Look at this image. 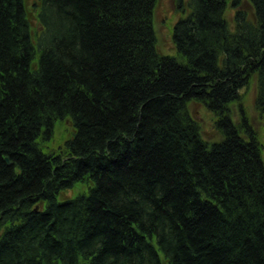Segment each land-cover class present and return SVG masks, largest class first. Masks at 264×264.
Listing matches in <instances>:
<instances>
[{
    "label": "trees",
    "instance_id": "16d2710c",
    "mask_svg": "<svg viewBox=\"0 0 264 264\" xmlns=\"http://www.w3.org/2000/svg\"><path fill=\"white\" fill-rule=\"evenodd\" d=\"M248 1L232 30L229 0H175L165 56L158 0H37L40 30L30 0H0V264H264V144L241 96L256 79L264 119V0Z\"/></svg>",
    "mask_w": 264,
    "mask_h": 264
},
{
    "label": "rangeland",
    "instance_id": "374dc122",
    "mask_svg": "<svg viewBox=\"0 0 264 264\" xmlns=\"http://www.w3.org/2000/svg\"><path fill=\"white\" fill-rule=\"evenodd\" d=\"M240 1L242 8L252 15L253 10L249 2L247 0ZM36 2L37 0H30V13L34 28L40 30L41 28L36 20V12L32 9V4ZM234 13L235 8H233V3L230 1L225 17L233 28ZM182 16L183 15H181V13L177 10L175 0H158L155 8L154 22L157 33V48L161 55H177L172 41L171 30ZM241 96L243 98V105L249 122L254 128V132L258 136L260 142L264 144V119L261 118L255 109V100L257 96L256 79H253L251 84H249L246 89L242 90ZM189 109L193 117L200 122L203 138L210 142H219L221 139L219 134L216 132L215 119L212 113L209 112L202 104L197 102L190 103ZM231 114L233 121L239 123L241 119L238 113V103H234L231 106ZM72 125L71 119L57 122L54 129L53 139L42 145L43 152L52 153L59 151L60 148L65 145L66 141L72 138V134H74L73 132L75 131V128L72 127ZM87 192L88 188L86 186H80L75 189L63 191L58 196V200L65 201L67 199H74L82 194H86Z\"/></svg>",
    "mask_w": 264,
    "mask_h": 264
},
{
    "label": "bare ground",
    "instance_id": "6f19581e",
    "mask_svg": "<svg viewBox=\"0 0 264 264\" xmlns=\"http://www.w3.org/2000/svg\"><path fill=\"white\" fill-rule=\"evenodd\" d=\"M231 7H232V4H231ZM227 8H228V6H227ZM233 8H235V7H233ZM231 43H234L235 42V40H233V39H231V41H230Z\"/></svg>",
    "mask_w": 264,
    "mask_h": 264
},
{
    "label": "water",
    "instance_id": "95a60500",
    "mask_svg": "<svg viewBox=\"0 0 264 264\" xmlns=\"http://www.w3.org/2000/svg\"><path fill=\"white\" fill-rule=\"evenodd\" d=\"M7 160V162H9V160L8 159H6Z\"/></svg>",
    "mask_w": 264,
    "mask_h": 264
}]
</instances>
